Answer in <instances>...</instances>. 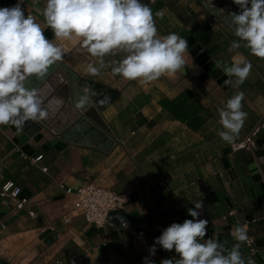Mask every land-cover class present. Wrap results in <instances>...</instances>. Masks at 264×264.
Listing matches in <instances>:
<instances>
[{
  "label": "crops",
  "instance_id": "1",
  "mask_svg": "<svg viewBox=\"0 0 264 264\" xmlns=\"http://www.w3.org/2000/svg\"><path fill=\"white\" fill-rule=\"evenodd\" d=\"M150 3L154 16L162 14V18L155 17L158 34L177 33L188 41L187 65L173 76L143 84L112 74L111 61L122 59V53L105 57L109 66L98 76L90 75L87 65L96 64V58L77 39H55L37 11L46 6V0H24L25 15L35 17L64 55L37 87L45 107L53 101L48 118L34 121L40 128L0 125V184L13 181L28 199L18 209L0 197V259L6 264H56V260L62 264H145L141 248L128 233L86 223L76 195L86 177L116 193H129L120 214L108 217L109 221L142 227L152 246L172 223L193 219L187 210L194 208L192 202L202 200L198 219L208 220L205 239L215 236L230 250L236 243L233 230L242 225L257 249L251 255L247 245H241L245 264H264V59L251 55L243 42L230 51L238 37L199 0ZM216 60L229 65L247 60L252 70L235 88L224 84L229 77L215 67ZM61 63L78 77L104 86L84 111L72 98V81ZM186 89L206 109L198 129L175 119L159 104L160 99H172ZM240 91L245 97L242 110L248 115L236 141L255 126L260 129L254 148L231 151L218 135L223 130L219 109ZM57 98L63 102L58 108ZM84 117L109 136V149L75 142L80 131L74 126ZM22 154L40 160L33 165ZM29 209L35 217L28 214ZM45 230L51 236L47 242L40 238ZM155 247L159 250L156 264L179 259L174 249Z\"/></svg>",
  "mask_w": 264,
  "mask_h": 264
},
{
  "label": "clouds",
  "instance_id": "2",
  "mask_svg": "<svg viewBox=\"0 0 264 264\" xmlns=\"http://www.w3.org/2000/svg\"><path fill=\"white\" fill-rule=\"evenodd\" d=\"M240 12L230 13L234 35L230 51L242 45L250 54L264 59V0H233ZM24 0H17L12 7L0 8V125L22 128L28 121H41L49 116L53 101L45 107L44 98L37 88H28L29 78L43 80L48 69L62 59L64 49L48 39L33 15H25ZM46 25L56 40L77 39L96 64L89 63L87 72L98 76L109 66L105 57L123 54L122 59L111 61L112 74L128 81L147 84L164 75L173 76L185 69V53L188 41L177 33L159 35L150 4L140 0H46L41 10ZM220 11H223L221 9ZM215 67L229 77L225 85L239 88L248 78L252 64L247 60L234 61L230 65L222 60ZM244 93L237 92L219 109L218 132L227 144L234 143L243 128L247 113L243 111ZM57 108L62 100L55 99ZM87 103L82 97L78 107ZM183 223H172L155 239L149 249L156 253L155 245L166 251L175 250L179 259H163L160 264H245L240 252L248 240L244 226L233 230L236 243L227 249L218 238L207 235L208 220L198 219L203 211V201L192 202ZM200 210V211H198ZM145 264H154L145 258Z\"/></svg>",
  "mask_w": 264,
  "mask_h": 264
},
{
  "label": "built area",
  "instance_id": "3",
  "mask_svg": "<svg viewBox=\"0 0 264 264\" xmlns=\"http://www.w3.org/2000/svg\"><path fill=\"white\" fill-rule=\"evenodd\" d=\"M259 129L260 126H255L242 139L230 144V150L237 151L240 149L249 150L254 148L255 136ZM22 156L33 165H37L40 160L39 157H32L25 154H22ZM41 170L46 171V167H41ZM86 179V183L76 189L77 206L81 210L86 223L96 226L110 225L111 229L115 232L128 233L132 243L141 248L145 258L147 257L156 264L159 250L156 248L155 255L150 256L149 249L152 245L149 243L146 232L142 227L133 228L125 223L118 225L110 223L109 221V212L121 211L124 208L125 203L129 200V193H116L110 188L95 185L88 179V177H86ZM0 197L7 198L14 202L18 209L23 208L28 203V199L21 196V187L11 180L4 181L0 184ZM28 214L31 217L36 216L35 212L30 209L28 210ZM247 236L248 240L245 244L249 248V253L252 255L257 249L254 245L252 236ZM55 262L56 264H62V261L60 260H56ZM77 263L80 264V261Z\"/></svg>",
  "mask_w": 264,
  "mask_h": 264
},
{
  "label": "water",
  "instance_id": "4",
  "mask_svg": "<svg viewBox=\"0 0 264 264\" xmlns=\"http://www.w3.org/2000/svg\"><path fill=\"white\" fill-rule=\"evenodd\" d=\"M15 2L16 0H0V8L4 7H12L8 4V2ZM152 0H147L144 4H150ZM201 4L213 15H216L220 18L226 25H228L231 29V21L229 14L230 13H239L240 8L236 5L233 0H199ZM229 5V11L227 10L226 5ZM223 9V11H220ZM233 30V29H232ZM61 67L66 71L69 78L71 79V91L72 98L78 107V102L82 97H87V103L83 107H78L80 110L84 111L89 105L90 100L94 98V96L103 89V85L100 83L78 77L72 70L68 69L64 63L60 64ZM57 66L54 63L48 69L47 75L45 78L41 80H37L35 77L29 78V81L26 83V87L28 88H37L52 72L56 70ZM85 90L86 93H83L82 90ZM97 103V100H95ZM97 105H99L97 103ZM27 128L30 129H39L40 126L36 122L28 121L25 123ZM80 131L79 136L75 140L76 143H88L92 145H96L102 149H109L111 146V139L108 135L105 134L104 131L97 128L95 125L88 123L87 119L84 117L80 119L74 126ZM120 214L119 211H111L109 212V217H114V215ZM40 238H43L45 242L51 239L49 230H45L41 233ZM0 264H6L5 261L0 259Z\"/></svg>",
  "mask_w": 264,
  "mask_h": 264
},
{
  "label": "trees",
  "instance_id": "5",
  "mask_svg": "<svg viewBox=\"0 0 264 264\" xmlns=\"http://www.w3.org/2000/svg\"><path fill=\"white\" fill-rule=\"evenodd\" d=\"M159 104L175 119L187 124L192 129H198L205 121V107L195 99L192 91L188 89L172 99H160Z\"/></svg>",
  "mask_w": 264,
  "mask_h": 264
},
{
  "label": "bare ground",
  "instance_id": "6",
  "mask_svg": "<svg viewBox=\"0 0 264 264\" xmlns=\"http://www.w3.org/2000/svg\"><path fill=\"white\" fill-rule=\"evenodd\" d=\"M146 1H147V0H140L141 3H145ZM14 5H15V4H12V5H10V6H14ZM226 7L229 8V5L227 4Z\"/></svg>",
  "mask_w": 264,
  "mask_h": 264
}]
</instances>
